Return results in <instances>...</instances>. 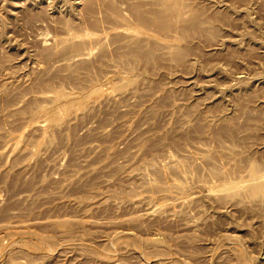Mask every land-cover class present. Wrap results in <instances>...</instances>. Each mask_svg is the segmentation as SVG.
<instances>
[{
	"label": "rangeland",
	"instance_id": "1",
	"mask_svg": "<svg viewBox=\"0 0 264 264\" xmlns=\"http://www.w3.org/2000/svg\"><path fill=\"white\" fill-rule=\"evenodd\" d=\"M263 187L264 0H0V264H264Z\"/></svg>",
	"mask_w": 264,
	"mask_h": 264
},
{
	"label": "bare ground",
	"instance_id": "2",
	"mask_svg": "<svg viewBox=\"0 0 264 264\" xmlns=\"http://www.w3.org/2000/svg\"><path fill=\"white\" fill-rule=\"evenodd\" d=\"M164 11H165V10H164ZM167 12H168V10H167ZM163 13H164V12H163ZM163 13H162V14H163ZM163 19H164V18H163ZM162 22H163V21H162ZM137 24H138V23H137ZM147 26H148V25H147ZM147 26H146V27H147ZM143 27H144V26H143ZM263 188H264V187H263Z\"/></svg>",
	"mask_w": 264,
	"mask_h": 264
}]
</instances>
